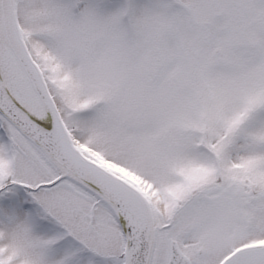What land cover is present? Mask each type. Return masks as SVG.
<instances>
[{
  "label": "snow or ice",
  "instance_id": "1",
  "mask_svg": "<svg viewBox=\"0 0 264 264\" xmlns=\"http://www.w3.org/2000/svg\"><path fill=\"white\" fill-rule=\"evenodd\" d=\"M0 264H264V0H0Z\"/></svg>",
  "mask_w": 264,
  "mask_h": 264
}]
</instances>
